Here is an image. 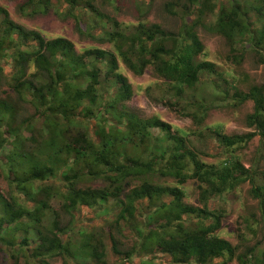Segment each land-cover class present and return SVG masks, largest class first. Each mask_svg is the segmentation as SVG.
<instances>
[{"label": "trees", "instance_id": "obj_1", "mask_svg": "<svg viewBox=\"0 0 264 264\" xmlns=\"http://www.w3.org/2000/svg\"><path fill=\"white\" fill-rule=\"evenodd\" d=\"M154 1L141 0L139 9ZM57 2L67 10L53 0H28L20 10L73 18L110 49L47 39L0 7V264H227L238 248L219 235L224 216L210 203L249 182L264 225V173L238 160L209 164L191 137L210 134L225 156L257 137L264 143V86L241 92L198 33L222 36L232 65L247 54L264 64V0H169L164 11L179 21L175 30L123 25L94 0ZM127 68L137 76L153 68L161 81L155 84L166 90L163 102L192 118L197 132L131 112ZM205 86L218 97L208 99ZM222 100L254 104L251 132L229 136L205 124ZM189 181L198 185L202 207L186 203L182 186ZM123 240H131L129 250ZM258 249L237 255L239 264H262Z\"/></svg>", "mask_w": 264, "mask_h": 264}, {"label": "rangeland", "instance_id": "obj_2", "mask_svg": "<svg viewBox=\"0 0 264 264\" xmlns=\"http://www.w3.org/2000/svg\"><path fill=\"white\" fill-rule=\"evenodd\" d=\"M28 0H0V7H4L11 18L24 26L28 30H40L47 39L55 37H65L82 50L91 46H101L102 49H110L109 43H102L87 37L78 29L73 18H63L54 12L48 15H37L34 17L25 16L20 8ZM169 0H155L152 7L143 12L139 9L141 0H94V6L104 16L118 20L123 25L135 24L145 21L150 24H159L168 30H175L179 26L176 17H170L164 11L165 2ZM54 5L61 12L67 10V6L53 0ZM81 14V13H79ZM90 12H85L83 18L91 20ZM88 15V16H87ZM85 30V27H81ZM101 35V30L96 32ZM199 38L209 52L210 60L224 73L230 77L231 81L243 93H248L253 87L264 86V64L259 57L254 54H247L240 65L230 64L229 45L222 36L213 32L200 29ZM125 75L131 82L134 90L132 100L128 103L131 112L143 118L160 117L164 121L173 124L175 128L183 130L185 133L197 132L198 126L192 118L183 115V112L169 107L162 98L166 93L164 87H158L161 81L157 79L153 68H148L146 72L137 76L132 70L125 69ZM156 83V84H155ZM156 85V86H155ZM152 87V88H151ZM208 99L218 97L210 87H203ZM5 91L0 90V95ZM254 104L250 101L238 107L227 106L223 100L211 110L206 118L205 124L219 126V131L226 135H243L252 131L247 125V117L253 112ZM210 137V134L207 135ZM202 138L192 134L191 144L199 154V157L209 164L222 165L225 162L238 160L245 168L254 169L264 173V143L259 137L255 138L247 146L237 149L232 156H225L223 148L217 142H211L209 138ZM231 157V158H229ZM249 182L243 184L234 192L226 193L220 198L212 199L210 208L223 213L222 229L219 235L238 248V253L233 258H228L227 264H239L237 255L246 253V249L258 247L264 264V225L259 211V202L251 194ZM6 182L0 178V189L5 191ZM186 194V203L195 207H202L200 202V190L194 181H189L182 186ZM91 215H87L86 221H90ZM69 218L63 219L67 224ZM123 249H130L131 240H123ZM4 254L0 252V263H3ZM158 262V260H157ZM159 262L169 264L165 258ZM24 264V262L22 263ZM51 264H63L62 259H55ZM123 264H131L124 262Z\"/></svg>", "mask_w": 264, "mask_h": 264}]
</instances>
